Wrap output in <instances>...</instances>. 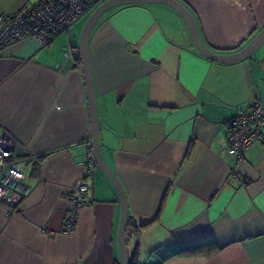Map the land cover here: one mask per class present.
<instances>
[{"label": "crops", "instance_id": "crops-1", "mask_svg": "<svg viewBox=\"0 0 264 264\" xmlns=\"http://www.w3.org/2000/svg\"><path fill=\"white\" fill-rule=\"evenodd\" d=\"M29 1L0 0V13ZM178 1L217 54L240 51L264 28V0ZM89 14L47 44L24 39L0 51V134L29 185L13 211L0 204V264H120L122 205L98 167L66 230L68 193L84 175L91 137L74 30ZM88 53L102 157L128 202V258L264 264V126L238 166L243 185L230 172L225 130L254 99L264 107V44L240 61H212L177 11L139 3L104 12ZM198 243L200 254L176 255Z\"/></svg>", "mask_w": 264, "mask_h": 264}, {"label": "built area", "instance_id": "built-area-1", "mask_svg": "<svg viewBox=\"0 0 264 264\" xmlns=\"http://www.w3.org/2000/svg\"><path fill=\"white\" fill-rule=\"evenodd\" d=\"M104 0H31L20 10L13 13H0V51L2 48L24 39H34L47 44L58 33L68 30L79 18L91 13ZM67 47L65 53L69 54ZM264 126V107L259 99L234 117L226 125L228 140L227 154L233 159L230 171L240 184L248 179L239 171L245 152L252 142L261 137ZM84 175L76 179L68 193L71 202L66 219V230H71L81 207L87 204L85 196L90 190L88 179L97 167L91 146L87 145L83 160ZM29 191L26 183L25 167L14 160L10 141L6 134H0V204L8 212L16 209Z\"/></svg>", "mask_w": 264, "mask_h": 264}, {"label": "water", "instance_id": "water-1", "mask_svg": "<svg viewBox=\"0 0 264 264\" xmlns=\"http://www.w3.org/2000/svg\"><path fill=\"white\" fill-rule=\"evenodd\" d=\"M139 3H160L166 4L177 11L186 23L187 29L195 47L206 58L219 63H232L249 58L255 53L262 44H264V28H262L240 51L233 54H217L210 50L200 38L196 23L190 12L178 0H104L102 1L88 16L84 26L80 32L78 41V53L80 58V65L83 75L85 86V93L87 98L88 113L90 119L91 137L90 142L96 158L97 167L107 176L113 185L119 200L122 205V219L118 232V242L120 251V264H128V252L126 244V228L129 219V208L123 187L114 174V172L106 165L100 148L99 141V120L96 112V105L94 99V89L92 82V74L90 67V59L88 53V35L98 20V18L107 10L126 4H139Z\"/></svg>", "mask_w": 264, "mask_h": 264}, {"label": "trees", "instance_id": "trees-1", "mask_svg": "<svg viewBox=\"0 0 264 264\" xmlns=\"http://www.w3.org/2000/svg\"><path fill=\"white\" fill-rule=\"evenodd\" d=\"M41 158L46 157L45 155L40 156ZM130 219V218H129ZM128 219V222H129ZM201 243L198 244H193V245H188V246H183L180 247V249L178 250V252H176V255H182V256H194V255H198L200 254V249L199 247L201 246ZM215 248H213L212 250H208L205 251V255H210ZM138 254L137 251H135L134 255H132L131 257L128 258V264H138Z\"/></svg>", "mask_w": 264, "mask_h": 264}, {"label": "rangeland", "instance_id": "rangeland-1", "mask_svg": "<svg viewBox=\"0 0 264 264\" xmlns=\"http://www.w3.org/2000/svg\"><path fill=\"white\" fill-rule=\"evenodd\" d=\"M87 18V17H86ZM86 18H84L83 20H81V21H79L75 26H74V30L76 31V32H79V34H80V32H81V30H82V28H83V26H84V23H85V19ZM73 30V31H74ZM67 48V47H66ZM66 48H65V50L64 51H66Z\"/></svg>", "mask_w": 264, "mask_h": 264}]
</instances>
